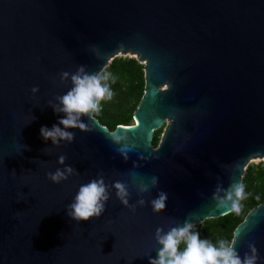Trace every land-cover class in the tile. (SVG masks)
Returning <instances> with one entry per match:
<instances>
[{
	"label": "water",
	"instance_id": "water-1",
	"mask_svg": "<svg viewBox=\"0 0 264 264\" xmlns=\"http://www.w3.org/2000/svg\"><path fill=\"white\" fill-rule=\"evenodd\" d=\"M128 55L145 67L134 124L110 131L91 113L81 117L88 131L68 129L71 143L41 138L42 126L63 118L53 107H62L57 97L71 89L78 67L100 75ZM63 72L70 75L61 80ZM258 159L264 0H0V264H149L160 247L157 228L232 214L212 196L242 184ZM68 166L74 174L66 180L48 179ZM98 178L107 185L105 211L72 220L67 205ZM115 182L126 185L128 206ZM159 192L166 206L154 212ZM231 243L241 258L253 244L256 264H264V204Z\"/></svg>",
	"mask_w": 264,
	"mask_h": 264
},
{
	"label": "clouds",
	"instance_id": "clouds-1",
	"mask_svg": "<svg viewBox=\"0 0 264 264\" xmlns=\"http://www.w3.org/2000/svg\"><path fill=\"white\" fill-rule=\"evenodd\" d=\"M68 72L61 74V80L69 77ZM108 76L103 78L96 73H86L85 68L80 66L74 74H71L72 87L66 94L57 97L62 107H53L54 112L63 113V118L58 120L57 124L51 128L42 126L40 136L44 141L51 140L53 145H58L61 141L71 143L74 139V133L68 129H79L88 131L87 126L81 122L82 116H88L91 113L100 111V102L112 98V91L108 84L102 83ZM32 93L38 91L32 88ZM122 137H114L119 144ZM24 148L26 146L24 145ZM120 154L127 160V153L122 148ZM64 156H60L58 163L63 164ZM74 174V169L70 166L63 170L57 169L54 173H48V179L53 183H59L66 180L69 175ZM157 179H151V185L154 187ZM112 187L116 190V197L124 206H128V191L126 185L115 182ZM148 185L142 183L141 192H147ZM244 187L242 184H231L225 190V195L218 198L214 193L212 199L217 207L228 209L239 214L241 210L240 201L244 199ZM109 199L107 185L103 178L93 179L86 184H82L76 193L72 203L67 205V215L77 222L87 221L92 217L99 218L105 211V203ZM167 194L159 192L157 197L151 203L154 212L164 210L166 206ZM139 205L144 204V200L138 201ZM195 224L185 220L182 226L170 228L166 233L161 228L155 232V240L160 245L155 258H149V264H256L258 256L257 250L253 244H249L250 254H245L243 258L233 247V243L219 241V246L210 242L209 239H202L198 231H194ZM183 242L186 246L183 251L179 250V245Z\"/></svg>",
	"mask_w": 264,
	"mask_h": 264
},
{
	"label": "trees",
	"instance_id": "trees-1",
	"mask_svg": "<svg viewBox=\"0 0 264 264\" xmlns=\"http://www.w3.org/2000/svg\"><path fill=\"white\" fill-rule=\"evenodd\" d=\"M145 67L134 58H116L103 70L100 76H108L102 83L108 84L113 95L110 100L100 102V111L94 113L100 123L110 131L116 126H129L133 123L134 112L145 92ZM164 127L154 134L152 144L156 149L161 140ZM244 199L240 201L239 214H232L215 220H207L193 230L198 231L202 239L219 246V241L231 242L235 228L243 222L252 210L264 204V165L247 167L242 178ZM200 227V228H199ZM185 244L181 242L179 250Z\"/></svg>",
	"mask_w": 264,
	"mask_h": 264
},
{
	"label": "rangeland",
	"instance_id": "rangeland-1",
	"mask_svg": "<svg viewBox=\"0 0 264 264\" xmlns=\"http://www.w3.org/2000/svg\"><path fill=\"white\" fill-rule=\"evenodd\" d=\"M134 58V59H136L134 56H121V57H119V58ZM135 123V121H134V119H133V123L132 124H134ZM167 124V123H166ZM166 124L164 125V127H166ZM162 137V136H161ZM263 164L264 165V161L263 160H260V159H258V160H255V161H252V162H250L249 164H248V166L247 167H254V166H257L258 164ZM246 167V168H247ZM246 171V170H245ZM195 227H198V226H195ZM200 228V227H199Z\"/></svg>",
	"mask_w": 264,
	"mask_h": 264
}]
</instances>
